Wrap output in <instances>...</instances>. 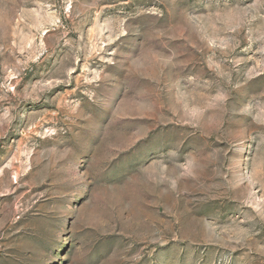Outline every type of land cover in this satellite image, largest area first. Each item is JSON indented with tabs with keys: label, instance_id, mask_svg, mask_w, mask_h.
<instances>
[{
	"label": "rangeland",
	"instance_id": "374dc122",
	"mask_svg": "<svg viewBox=\"0 0 264 264\" xmlns=\"http://www.w3.org/2000/svg\"><path fill=\"white\" fill-rule=\"evenodd\" d=\"M0 264H264V0H0Z\"/></svg>",
	"mask_w": 264,
	"mask_h": 264
}]
</instances>
